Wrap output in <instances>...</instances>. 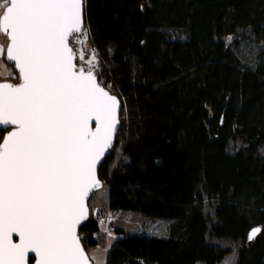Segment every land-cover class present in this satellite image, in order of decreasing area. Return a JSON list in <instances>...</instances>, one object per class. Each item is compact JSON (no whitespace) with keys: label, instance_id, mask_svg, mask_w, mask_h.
<instances>
[{"label":"trees","instance_id":"obj_1","mask_svg":"<svg viewBox=\"0 0 264 264\" xmlns=\"http://www.w3.org/2000/svg\"><path fill=\"white\" fill-rule=\"evenodd\" d=\"M85 3L99 80L122 109L99 169L108 203L92 194L84 249L100 244L108 207L172 221L163 237L117 225L106 264H221L233 251L236 264H264V56L244 62L225 40L264 41V0ZM3 59L14 74L0 82L20 83Z\"/></svg>","mask_w":264,"mask_h":264},{"label":"snow or ice","instance_id":"obj_2","mask_svg":"<svg viewBox=\"0 0 264 264\" xmlns=\"http://www.w3.org/2000/svg\"><path fill=\"white\" fill-rule=\"evenodd\" d=\"M0 7L6 59L22 80L0 83V264H27L29 253L38 264H88L77 226L88 218L86 200L99 186L96 169L112 146L120 101L97 82L95 56L88 71L74 63L69 37L87 36L82 0ZM261 231L253 228L248 240Z\"/></svg>","mask_w":264,"mask_h":264},{"label":"rangeland","instance_id":"obj_3","mask_svg":"<svg viewBox=\"0 0 264 264\" xmlns=\"http://www.w3.org/2000/svg\"><path fill=\"white\" fill-rule=\"evenodd\" d=\"M0 1L1 4L5 3V0ZM174 36L180 40H184L187 37L186 32L182 29L176 30ZM225 40L236 50L244 62L250 63L257 57L264 56V41L256 42L248 30H240L237 34L230 35ZM90 59L87 60L89 61ZM0 65L2 67L0 68L1 77L7 78L14 74L13 68L6 63L1 61ZM108 194L109 186L104 185L102 189L97 191L94 201L101 206H105L108 203ZM105 212V221L103 220L105 223L102 222L99 234L100 244L88 252L93 264H106L107 250H110L117 239L121 236L114 231V228H116L117 225L124 227L129 234L154 235L162 237L167 234L170 222L172 221L170 219L163 218L154 219L132 211L117 214L111 211L108 207H106ZM107 219L111 222L110 232H107ZM237 259L238 254L236 251H233L224 258L221 264H236Z\"/></svg>","mask_w":264,"mask_h":264},{"label":"water","instance_id":"obj_4","mask_svg":"<svg viewBox=\"0 0 264 264\" xmlns=\"http://www.w3.org/2000/svg\"><path fill=\"white\" fill-rule=\"evenodd\" d=\"M9 3H10V0H9ZM5 10H6V7H5ZM4 10V11H5ZM85 10H86V3H85V0H82V16H83V27H85ZM4 13V12H3ZM2 16H3V14H2ZM1 16V17H2ZM2 32V31H1ZM3 33V32H2ZM4 34V33H3ZM6 37H7V39H8V45H7V47L9 46V43H10V41H9V38H8V36L6 35V34H4ZM70 38L71 37H69V40H70ZM7 49V48H6ZM9 61V63L11 64V65H13L14 66V69L19 73V70H18V68H16L15 67V62L14 61H10V60H8ZM74 63L76 64V58L74 59ZM77 66V65H76ZM19 77H20V73H19ZM5 82H7V83H11V82H9V81H2V82H0V83H5ZM22 82V80L20 79V83ZM97 82H98V79H97ZM19 84V83H18ZM18 84H16V85H18ZM14 85V84H13ZM106 90V89H105ZM107 91V90H106ZM109 94L110 95H112L110 92H109ZM114 96V95H113ZM116 97V96H115ZM119 100V99H118ZM120 101V100H119ZM121 109H122V105H121V103H120V109L118 110V118H119V124L117 125V131H116V133L114 134V137H113V141H112V146L105 152V155H104V157L102 158V161H101V163L100 164H98L97 165V169H96V176H97V179H98V181H99V186L98 187H95V188H93L92 190H91V192H90V194H89V197L87 198V200H86V205H87V209H88V212H87V219H85V220H83L82 222H81V224H79L78 226H77V234H78V236H79V233H80V229L86 224V222L88 221V219L90 218V208H89V200H90V198H91V196H92V194L94 193V192H97V191H99L100 189H102L103 188V182L101 181V179L99 178V169L101 168V166L103 165V163H104V160L106 159V157L109 155V152H110V150L113 148V146H114V144H115V142H116V137H117V133H118V131H119V129H120V127H121V122H120V112H121ZM16 126H8V130L9 131H11V130H14V128H15ZM90 128L92 129V130H94L95 129V121H91L90 122ZM7 135V132L3 135V136H6ZM0 143H2V137H0ZM258 236V235H257ZM80 237V236H79ZM257 238V237H256ZM255 238V239H256ZM254 239V240H255ZM254 240H252V241H249L248 240V243H252ZM12 241H13V243H19V236L16 234V233H13L12 234ZM81 244H82V242H81ZM82 247H83V245H82ZM84 248V247H83ZM84 251H85V255L88 257V264H93L92 263V261H91V259H90V257H89V255H88V253H87V251L84 249ZM31 258H33L34 259V261L32 262V263H30V259ZM38 261H39V257L38 256H36L35 255V253H29V258H28V261H27V264H38Z\"/></svg>","mask_w":264,"mask_h":264},{"label":"built area","instance_id":"obj_5","mask_svg":"<svg viewBox=\"0 0 264 264\" xmlns=\"http://www.w3.org/2000/svg\"><path fill=\"white\" fill-rule=\"evenodd\" d=\"M85 29H86V27H85ZM69 46L73 49V52L75 54L77 68L83 67L85 69V71H88L89 70V64L87 63V61H88L87 59H90V57H91L90 60H92L93 56H95V67H93L92 70H93L94 74L97 75L98 83H100L102 86L103 82H102V80H99L100 70L98 67L99 65H98L97 52H96V50L93 49V47L90 44L88 33H87V36H85L83 33L74 34V36H72L69 40ZM81 54L84 56L83 60L79 59ZM110 225H111V222L109 219H107V228H108L107 232H110Z\"/></svg>","mask_w":264,"mask_h":264},{"label":"crops","instance_id":"obj_6","mask_svg":"<svg viewBox=\"0 0 264 264\" xmlns=\"http://www.w3.org/2000/svg\"><path fill=\"white\" fill-rule=\"evenodd\" d=\"M0 4H1V1H0ZM4 9H5V7H0V17L2 16V12L4 11ZM7 42L8 41H7L6 37H5V35L0 31V46H3L5 52H6V48H7ZM3 56L4 55H0V62L2 61L3 63H5L4 59H3ZM0 68H2L1 65H0ZM150 236H154V235H150ZM157 237H159V236H157Z\"/></svg>","mask_w":264,"mask_h":264}]
</instances>
